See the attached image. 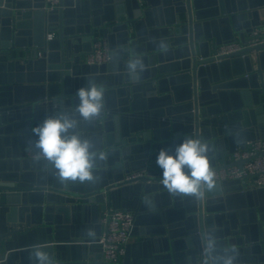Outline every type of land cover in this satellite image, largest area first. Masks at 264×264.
I'll return each mask as SVG.
<instances>
[{"label":"water","instance_id":"95a60500","mask_svg":"<svg viewBox=\"0 0 264 264\" xmlns=\"http://www.w3.org/2000/svg\"><path fill=\"white\" fill-rule=\"evenodd\" d=\"M43 6L41 0H0V264H36L37 247L46 248L54 264L90 263L89 252L101 251L94 240L107 205L134 217L136 240L116 264H188L205 219L240 250L241 264L264 262V188L223 180L197 203L170 194L156 164L162 148L174 151L186 136H199L214 146L217 170L241 166L247 160L227 157L264 137V43L216 56L236 33L245 42L259 24L245 22L264 0ZM97 35L110 41L111 60L89 65L82 58ZM129 54L147 66L136 81L125 69ZM93 82L106 88L103 132L116 150L98 182L64 185L32 156V129L74 106L76 91Z\"/></svg>","mask_w":264,"mask_h":264},{"label":"clouds","instance_id":"9594fccd","mask_svg":"<svg viewBox=\"0 0 264 264\" xmlns=\"http://www.w3.org/2000/svg\"><path fill=\"white\" fill-rule=\"evenodd\" d=\"M146 67L143 57L129 54L125 69L131 80H139ZM75 97L74 106L60 108L32 129L36 137L33 150L36 160L60 183L95 184L116 150L114 141L105 143L103 132L107 119L106 88L95 82L86 84L76 91ZM214 157V146L199 136H186L174 151L162 148L156 157L162 170L161 184L172 195L203 203L219 184L217 169L211 163ZM87 236L95 239V230L89 229ZM195 239L196 254L188 264H241L240 250L223 241L206 219ZM32 254L36 264H54L46 248L37 247Z\"/></svg>","mask_w":264,"mask_h":264},{"label":"built area","instance_id":"2783aa9c","mask_svg":"<svg viewBox=\"0 0 264 264\" xmlns=\"http://www.w3.org/2000/svg\"><path fill=\"white\" fill-rule=\"evenodd\" d=\"M43 9L51 11L59 7V0H41ZM245 42L234 39L219 46L216 56L228 55L240 51L243 48L264 43V23L251 27L246 33ZM53 33L47 34V40L52 39ZM112 49L106 38L96 37L92 43L91 51L86 53L82 60L89 65H102L111 60ZM43 51L37 50L36 57H42ZM35 157V154H32ZM233 162L247 160L241 166L232 165L217 170L219 181L241 179L248 187L264 188V137L257 138L246 143L245 148H238L230 155ZM143 171L132 174L129 178L141 175ZM99 221L102 225L100 235L94 240L100 246L102 259L100 261L89 260L87 264H116L125 254L126 246L133 238L134 217L132 212L107 205L102 210ZM257 264H264L259 262Z\"/></svg>","mask_w":264,"mask_h":264},{"label":"crops","instance_id":"0c3cea01","mask_svg":"<svg viewBox=\"0 0 264 264\" xmlns=\"http://www.w3.org/2000/svg\"><path fill=\"white\" fill-rule=\"evenodd\" d=\"M258 2H261L262 0H257ZM252 22H256V23H259V24H261V23H264V7H261V8H258L257 9V14H254V16L252 17V18H250L247 22H245L248 26H251V23ZM258 24V25H259ZM236 39H239V40H241V37L239 36V34L238 33H236ZM247 34L245 33V36H246ZM99 36H101V35H99ZM108 41V40H107ZM108 43H109V45H110V41H108ZM231 160V156H229V157H227V162H229ZM220 163V162H219ZM114 207V206H113ZM102 213H103V211L102 210H100L99 211V217H101L102 216ZM102 229V228H101ZM134 240H136L135 239V237H133L132 239H131V242L132 241H134ZM101 251L100 250H94V251H91V252H89V254H88V259L89 260H96V259H99V258H101ZM123 259V258H122Z\"/></svg>","mask_w":264,"mask_h":264}]
</instances>
